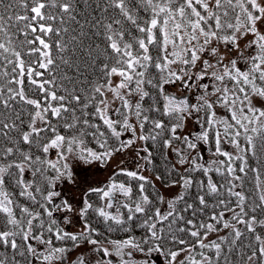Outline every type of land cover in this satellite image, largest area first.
I'll use <instances>...</instances> for the list:
<instances>
[{
  "label": "snow or ice",
  "instance_id": "snow-or-ice-1",
  "mask_svg": "<svg viewBox=\"0 0 264 264\" xmlns=\"http://www.w3.org/2000/svg\"><path fill=\"white\" fill-rule=\"evenodd\" d=\"M0 264H264V0H0Z\"/></svg>",
  "mask_w": 264,
  "mask_h": 264
}]
</instances>
